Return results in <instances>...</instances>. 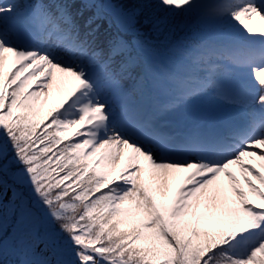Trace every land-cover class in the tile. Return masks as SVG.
<instances>
[{"label":"snow or ice","instance_id":"6c2138e0","mask_svg":"<svg viewBox=\"0 0 264 264\" xmlns=\"http://www.w3.org/2000/svg\"><path fill=\"white\" fill-rule=\"evenodd\" d=\"M246 14L264 21V0H0V264H217L264 244V163L245 160L264 162V26ZM241 192L257 228L206 251L200 229Z\"/></svg>","mask_w":264,"mask_h":264},{"label":"rangeland","instance_id":"374dc122","mask_svg":"<svg viewBox=\"0 0 264 264\" xmlns=\"http://www.w3.org/2000/svg\"><path fill=\"white\" fill-rule=\"evenodd\" d=\"M250 15L251 14H246L245 22L249 23L253 27L254 34L259 35L260 34L259 29L262 26H264V21H261L259 19V17H257V16H253L252 19L249 20L248 16H250ZM99 40L105 41L106 37L99 39ZM8 55H10V54H6V56H8ZM15 62H16V58L14 56L11 59H9L6 62L5 72L9 71L13 67ZM40 79H41V77L37 76V80L33 82L32 86H35L36 83H38ZM71 86H72L71 83H67L64 86L63 92L56 91L54 89L52 96L50 97V105H55V100L60 99L62 97V95L65 94L66 91L71 88ZM75 130L76 129H73L72 131H75ZM245 160L247 163L254 164L257 167H260L261 163H264V162L259 161L256 158H253L250 156H246ZM232 170L237 174V176H241V172H240L239 167L237 165H233ZM179 175H180V180L177 184V187L179 186L180 183H183V178L188 175V172H183V173H180ZM238 191H240V190L238 189ZM249 199H252V197L249 196ZM253 202L258 203V201H255V200H253ZM262 202H264V201H262ZM245 204H246V199H245L244 194L241 192V196L239 198V206L238 207L237 206H226L221 210L219 215L220 216H230V215L238 216L239 218H242V219L248 218L252 223V224H250L252 226V229H255V228H257V220L260 217H258V215H256V214H254L250 207H245ZM263 247H264L263 244L259 245L254 250H251L250 254H249V250L246 249L244 246H241L240 248H238L239 253H241L242 264H254L256 255L263 251Z\"/></svg>","mask_w":264,"mask_h":264},{"label":"trees","instance_id":"16d2710c","mask_svg":"<svg viewBox=\"0 0 264 264\" xmlns=\"http://www.w3.org/2000/svg\"><path fill=\"white\" fill-rule=\"evenodd\" d=\"M183 17H176V21L179 23ZM107 27L106 24H104L100 30V32L104 34V29ZM190 29L191 32H194L196 30L194 27L189 26L187 30ZM7 73V72H6ZM74 132V131H72ZM251 223L248 222V220H243L237 216H228L226 218H223L221 216H218V218L209 226H205L202 229H200V240L202 242V245L204 246L206 251H210L214 248H217L220 245L227 244V237L225 236L227 233V230L229 228H234L235 230V236H237L240 233H244L248 230L252 229ZM235 252V250H233ZM234 252H231L224 256H218L217 257V264H239V255L235 254ZM254 264H264V247L263 251L259 254H257L255 258Z\"/></svg>","mask_w":264,"mask_h":264}]
</instances>
